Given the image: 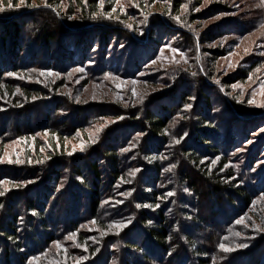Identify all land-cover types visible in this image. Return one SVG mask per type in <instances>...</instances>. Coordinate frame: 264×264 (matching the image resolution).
Segmentation results:
<instances>
[{"label":"rangeland","instance_id":"1","mask_svg":"<svg viewBox=\"0 0 264 264\" xmlns=\"http://www.w3.org/2000/svg\"><path fill=\"white\" fill-rule=\"evenodd\" d=\"M187 2L189 3V0H182L183 14L188 13L185 22L191 17L192 27L179 23L169 24L166 21L167 16H162L160 6L170 5L171 0H155V2L154 0H100V9L102 6H111L112 13L106 15L108 18L111 16L117 18L125 28H129L128 34L114 33L106 42L95 35L98 32L95 31L97 28L82 31L79 29L81 25L89 22L82 20L78 6H73L70 0H61L60 4L54 5H48L47 0H34L31 6H24V2L23 5L19 3L14 9L0 4L3 8V11H0V18L14 16L17 23L13 24H19L20 27L24 21L27 23L32 22L33 19L41 21V17L36 12L41 8H51L59 12V21L51 25L55 29L63 28V22L76 25L75 30L61 33L57 37L58 42L56 39L55 41L39 40L38 36H32L30 32L28 35L26 31L21 32L18 40L20 49L17 47L16 50L17 53L22 52L17 62L21 67V61L25 59L24 65L27 66V70L18 73L8 72L5 78L15 80L19 84L42 88L47 95L31 100L26 109L19 106H14L15 109L12 106L10 109H0V125L4 116L10 113L7 125L10 127L3 130L0 126V136L10 138L2 140L0 137V193H3L0 195V202H4L0 207V223L3 220V212H6L10 204L9 200L12 198L13 205L21 209V215H28L26 212L29 210L23 206L22 199H19L18 195L32 192L42 186L40 182L44 180V185L49 188L43 186L42 190L52 196L48 203L44 202L46 205L44 215L52 227L60 225L59 230L62 235L52 242L48 251L45 250L43 258L47 253H51L61 262H65L68 253L73 256L72 264H120L125 258L123 249L125 242L130 239L139 241L136 237L140 227H137L135 213L141 210V206L133 204V208L129 211L126 207L120 211L118 209L127 204L124 198L126 195L122 193L132 195L137 192L132 182H126L124 186L122 181L112 183L109 182L107 175L103 174L100 178L104 182V187H112L108 196L113 197L115 189L122 187L121 191L116 192L120 197L117 203L113 202L112 197H103L92 217L86 207L85 188L75 184L82 182L79 176L66 171L68 175L64 177L70 178L72 187L69 191L68 189L61 191L63 187L60 184L52 185L47 182L49 177L47 172L38 175L35 179H30L26 174L23 185L18 179L19 173L14 172L17 169H25L27 165L25 161L31 162L30 152L34 153L32 146L35 139L43 142L39 154L45 156L47 160L52 157L58 159L61 155L71 156L73 161L76 155L94 159L95 151L103 145V141L110 138L108 144L117 149L122 164L131 166V177L142 173L148 177L150 175L151 186L160 192L167 191L165 198L158 199V206L163 210L165 218L171 219L174 232L179 233L182 238L185 234L189 236L195 234L196 238L204 234L205 240L216 231L218 236H221L220 242H232V240L236 242L233 245L224 243L213 246V251H209L212 264L264 263V0H201L198 4H194L193 0H190L189 4ZM193 8L195 9L192 11ZM121 16L127 18L124 20ZM148 16L149 19L145 21ZM157 16L165 20L155 19ZM257 17H261V21ZM246 19L256 21L248 25L243 23ZM233 20H238L237 24L246 28L242 34H238V29L237 31L235 29L237 35L228 34L220 38L214 36L213 39L210 38L211 41L202 44L200 37L204 31L211 32L213 26L223 21L227 25H234ZM11 24L8 22L6 25L10 29V34ZM108 26L110 32L114 23L109 22ZM185 35L191 37L192 44ZM71 37L75 38V43H68ZM10 39L9 35L6 43L8 46ZM172 49L177 51L174 52ZM31 50L35 53L33 58L28 57ZM4 51L0 36V54ZM8 51L5 53L7 61ZM57 55L64 58L62 57L60 61L56 58ZM7 70L12 68L9 67ZM245 71L249 74L244 83L237 81L228 86L224 84L236 81V78ZM200 82H203L202 85ZM198 88L201 91L205 90L210 99L209 106L199 102ZM183 89L189 93V99L184 104L185 112L178 110L180 113L175 116L176 121L168 124L169 139L162 143L159 151H152L163 172L161 171V175L151 180L154 175L149 167L144 166L146 162L148 163L147 158L145 159L135 149L145 137L141 121L130 118L129 112L122 111V107H126V110L136 108L142 111L148 105L151 106L157 96H165L157 100L158 102ZM60 101H67L72 107L57 108L56 105ZM180 101L179 99V103ZM2 105L7 106L4 103ZM169 105H172L171 101H168L166 106ZM189 105L190 107H186ZM196 109L204 111V116L212 122V127L205 129L208 131L211 144L217 145L219 151L229 154L228 165L234 167L240 174H243L247 166L243 180L252 185L253 199L249 209L240 207L236 210L240 214L237 219L234 217L235 210L228 206L227 200L213 206L208 218V214L200 217L203 204L198 197L194 199V204H187L188 198L192 197L188 186L183 185L184 189H178V194L184 196V199L176 200L175 195L168 194L170 189L168 182L174 177V164H176L170 154L180 147L181 142L186 147L194 146L190 135L191 128L184 126V123L186 126L187 123L183 120V115L191 116ZM21 111H24V115L19 116L17 112ZM155 111L153 108V112ZM191 118L195 119L194 115ZM16 119L18 123L14 122ZM65 121L67 125L64 126L61 123ZM120 125L123 131L118 133L117 141L114 140V131L111 130ZM15 126L23 132H27L30 128L36 136L18 139L13 136ZM56 129L61 131V138L52 132ZM181 131L183 138L179 139L178 134ZM177 140L179 143H176ZM62 141L65 145L63 144V150L60 151ZM205 145L202 147H206ZM49 151L53 152L54 156H51ZM200 154L204 156L206 153ZM250 159L253 161L249 165ZM204 160L211 161L215 166L214 155L203 159V162ZM100 163L104 165L102 161ZM89 176L90 174L86 172L85 178H91ZM128 179L129 177L124 178L123 181ZM148 190L150 192L146 187L145 191ZM65 194L67 195L64 197ZM217 201L218 198H213L208 206L216 204ZM241 206H244L243 203ZM148 208L145 209L153 214L152 216L156 215L154 208ZM228 215L233 216L227 221L232 222L230 228L226 227L225 219ZM31 216L37 217L38 212L34 211ZM69 216L74 218L75 223L79 218L76 232L70 229L72 222L68 221ZM98 217V220L109 226L100 228L96 222ZM193 217L203 218L204 221L201 225H197L196 222L194 223L196 218ZM19 222H23L22 219ZM99 230L102 233H99ZM255 232H259V235ZM84 233L89 234L87 238L91 246L96 248L97 255L91 254L84 245L76 242V235ZM69 237L73 238L69 239ZM257 237L260 238L255 239ZM102 240H106V243H101ZM143 240L139 243L144 242ZM25 242H29L28 237ZM106 245H109L108 253L105 252ZM241 245L246 246L241 247ZM225 248L229 250L225 251ZM149 251L153 252V247L149 246ZM37 252L35 256L39 258ZM171 252L168 258H164L162 264H197L194 261L196 255L192 250L177 253L171 249ZM140 255V253L135 254V258L133 255H128V261L135 264L136 259H141ZM237 255L239 257L235 263L234 259Z\"/></svg>","mask_w":264,"mask_h":264},{"label":"trees","instance_id":"2","mask_svg":"<svg viewBox=\"0 0 264 264\" xmlns=\"http://www.w3.org/2000/svg\"><path fill=\"white\" fill-rule=\"evenodd\" d=\"M33 1L34 0H25L24 6H31L33 4ZM60 1L61 0H47V3L48 5H54L56 3L60 4ZM86 1L87 2L84 3L83 0H70L73 6H78L77 9H79L81 13L80 17L82 18V20L84 19V21L89 22L85 25H81V27L79 28L81 31L94 30L95 28H97V30L95 31L98 32H96L95 35L97 37L100 36L101 38H103L104 42H106L108 37L114 35V33H119L122 35L129 33V28H125L122 25L121 21H118L117 18H114L112 16L108 18V16H106L109 13H112L111 6H102V9H100V0ZM193 1L195 2L194 4H198L201 0ZM9 2H11L12 4L11 8L14 9L18 7L20 0H0V4L3 6H8ZM160 7H162L160 13L164 17L167 16L166 21L169 24L179 23L187 27H192V24L190 22L191 17L189 18L188 22H185L187 21L188 13L184 12L183 14L182 0H171L170 5ZM194 9L195 8H193L192 11ZM36 12L38 16L41 17V21L35 19H33L32 22L28 23L24 21V23L21 22L22 27H20L19 24H13L17 23L15 22L16 20L14 16L0 18V36L3 43V48L5 49V51L0 54V109H10L11 106H19L25 108L28 107L31 100L38 97H46L47 95L45 90L42 88L19 84L15 80H8L5 78L8 72L18 73L20 71L27 70V66L24 65L25 59L23 60V62L21 61V67L18 65L17 62L19 59V54L22 52L21 51L17 53L16 50L17 47L20 49V44H18V40L20 38L21 32L26 31L27 35L30 32L29 34H31L32 36H38L39 40L45 39L46 41H55L56 39V42H58L59 38L57 39V37H59L61 33L73 31L76 28V25L74 23L66 22H63V28H53L51 25L59 21V12L51 10V8H41L36 10ZM213 13L216 12L214 11ZM149 17L150 16H148L145 21H147ZM126 18L127 17L121 16V19L125 20ZM257 18L261 21V17ZM155 19H158L160 21L165 20V18L159 16H157ZM193 21H195V19H193ZM233 21L234 25H227L226 22L223 21L220 24L213 26L210 29L211 32H209V30H206L207 33L204 31V34L202 33L200 37L202 44L208 43L209 41H211L210 38L213 39L214 36L216 38H220L228 34L237 35V32H234L235 29L236 31L238 29V34H242L246 28L240 27L236 22L238 20ZM255 21L256 20L246 19V21H243V23H247L248 25H250L251 22L253 24L255 23ZM8 22L12 23L11 34L9 31L10 29L6 27ZM60 22L62 21L60 20ZM109 22L114 23V26L110 32L108 31ZM29 29H31V31H28ZM212 32H215V34H213ZM9 35L11 39L8 46L6 43L7 39L9 38ZM185 36L188 37V42L192 44L191 37H189L188 35ZM70 42L75 43V38H69L68 43ZM6 51L9 52L8 61L7 56H5ZM62 51H64V49ZM28 54V57L33 58L35 53L31 50ZM46 55L48 57V54ZM62 57L64 58V56ZM62 57L58 55L56 56V58H59L60 61L62 60ZM9 67H11L12 70H7V68ZM248 74L249 73L245 71L244 73L240 74L238 78H236V81L225 82L224 84L228 86L237 81L244 83L247 79ZM202 83L203 82H200L201 85ZM177 84L180 85V83ZM17 89H19V91H17ZM197 93L200 96L199 102L201 104H205V106H209L210 99L207 96L205 90L202 89L201 91L198 88ZM159 96H157L156 101L153 100L151 106L148 105L147 108L142 111L139 109L136 110V108L126 110V107H122V111L129 112L130 118H132L133 120L140 119L141 121L140 124L144 129L143 133L145 137L135 149L139 154H142L145 159L147 158L148 163L146 162V165L144 164V166L149 167V169L152 171L154 176L151 178V180L154 177L161 175L162 171L160 169L161 167L157 158L153 155V152L154 150L159 151V149L162 148V143L169 139L167 136V129H169L168 124H171L173 121H176L174 119L175 116L180 113L178 111L179 109H181L182 112H185L184 104L185 101H188L189 99V93L185 92L183 89L181 90V92H174L172 93L171 97H166L165 99L157 102V100L165 97ZM179 99L181 100L180 103ZM168 101H171L172 105L166 106L168 104ZM1 103H4L7 106H3ZM59 103L58 105H56L57 108L72 107V104L67 101H60ZM175 103L176 105H174ZM186 104H188V102H186ZM15 108L16 107H14V109ZM153 108H155V112H153ZM24 111L17 112V114L20 116L24 113ZM193 113L194 114H191V116L188 114L183 115V120H186L188 127L185 123L184 126L189 129L191 128L192 134L190 135L192 136L194 146L189 145L186 147L185 144H182L181 142L180 147L176 148L174 151L171 152L170 156L174 158L176 164H174V177H172V179L168 182L170 185V189H168V194L172 193V195H175L176 200L184 199V196L178 194V189H184L182 187L183 185L188 186L192 197L188 198L189 200L187 201V204H194V199H197L198 197V199L203 204L200 212V217L203 214L204 216L208 214V218L209 212L213 210L215 206L224 203V201L227 200L229 201L228 206L235 210L236 216L234 217L235 219H237L240 214H238L239 212H237L236 210H238L240 207H244L245 210L249 209L253 199L251 191L252 185L248 184V182H244L243 180V174H246L247 166L244 169L243 174L237 173L234 167H231V165L229 166V154L219 151L217 145L211 144L210 136L208 135V131L206 129L207 127H212V122L204 116V111H198V109H196L193 111ZM9 114L10 113L5 115V118L1 120L0 126H2L3 130H7V128L10 127L7 126ZM164 114L169 115L167 116ZM192 115H194L195 119L191 118ZM76 119L77 118L75 116V120ZM17 120L18 119H16L14 122L18 123ZM57 123L60 125V122H58V120ZM61 124L65 126L67 125V122L65 121ZM122 129L123 127L120 125L114 130H111L114 131V140H119L118 133L123 131ZM52 132L57 134L60 138L62 137L61 131L59 129H56ZM178 135L179 139L183 138L182 131L179 132ZM13 136L17 137L18 139H22L26 137L32 138L36 135L30 128L27 129V132H23L18 128V126H15ZM4 139L6 140L10 138H2V140ZM109 139L110 138L103 141V145H101L99 149L95 151L94 159L93 157L88 158L87 156L81 157L79 155H76L73 161L71 160V156L61 155H59L58 159H54L52 157L53 159L51 158L47 160L45 156L39 154L41 152L40 150L42 149L43 142L41 143V140L35 139L34 144L32 146L34 153L30 152L31 162L28 163L27 161H25L27 164L25 166L26 168L17 169L14 172L19 173L18 179L22 182V185L24 184L23 181L25 179L24 177L26 176V174L27 177H30V179H35L38 175L47 172L49 174L47 182L52 185L60 184L63 187L61 191L67 189L69 191L72 187V182L70 178H65L64 175L67 177L68 172H71L73 175L79 176V179H82V182L75 184H77L78 186H83L85 188L84 196L87 200L86 207H88L89 212L91 213L90 215L92 217H94L95 211L99 207L101 199L105 196H108L112 188L111 186L104 187V182L101 181L100 178L103 176V174L107 175V177L109 178V182L112 183L122 181L124 186V184H127L126 182H132V184L135 185L134 189L137 192L132 193V195L122 193L126 195L124 196V198L126 199L125 203L127 204L125 206H120L118 209L120 211V209H124L126 207L128 208L127 211H129L130 208H133V204H139L141 206V210L139 209V211L135 213L137 215V227H140L139 234L136 238L137 241H141L142 239H144V242L139 243V241L136 242L132 239L126 241L123 247L125 258L122 262H120V264H128V255H133L135 258V254L138 253L141 254V259H136L135 264H162L164 258H168V255L172 253L171 249L177 251V253H186L188 250H192L194 255H196L194 261L197 264H212L209 251H213V246L224 243L226 245H233L236 243L234 240H232V242H220L221 236H218V233H216V231L213 232L211 236H208L205 240L204 234L201 235L202 237L199 238H196L197 236H195V234L190 236L185 234L182 238L179 233L174 232L171 219L165 218L163 210L158 206V199L165 198L167 191L160 192L159 190L151 186V182H149L151 177L150 175L148 177V175L142 173L139 174V176L131 177V166H127L124 163L122 164V161L120 160V154L117 152V149L108 144ZM63 144V141L60 142V151L63 150ZM204 144H206V147H202L204 146ZM50 153L52 154L51 156H54L53 152ZM65 153L63 155H65ZM200 153L206 154L202 156ZM211 155L212 157L214 155V157L216 158V160L214 161L215 166H213V164H211L212 162L209 160H204L203 162V159L209 158L211 157ZM100 161L104 163L103 166L101 165V163L99 164ZM252 161L253 159H250L248 161V164L250 165ZM86 172L90 174L91 178H89L90 176L88 177L89 179L85 178ZM127 177H129L130 180L128 179V181H123V179H127ZM40 183H42V186L35 188V190H33L32 192L27 194H23L20 192L21 194L18 195V198L22 199L21 202L23 206L29 210L28 212H26L28 215H21V209L18 208L15 204L13 205V198L9 200L10 204L9 207L6 209V212H3V220L0 223V264L73 263V256L68 253L65 262H61L58 257H56L55 255H51V253H47L45 258H43L42 256L45 250L48 251L51 248L52 242L56 241L57 238L60 237L62 234L59 230L61 229L60 225H58L57 227H52L44 215V210L46 207V205H44V202L47 201L46 203H48L49 199L52 198V196L42 190L43 186H45L47 189L49 188L47 185H44V180ZM146 187L150 189V192L149 190L145 191ZM121 188L122 187H118L115 189L113 197L108 196L112 197L114 203H117V199L120 197L119 195H116V192L121 191ZM66 195L67 194H65L64 197ZM74 197H76V195ZM215 197L218 198L217 203L212 206H208L209 201H211ZM241 203H243L244 206H241ZM3 205L4 202H0V207ZM146 207L154 208L156 215L152 216L153 214H151L147 209H145ZM181 210H184V208H181ZM34 211L38 212L37 217L31 216ZM230 216L233 218L232 215L226 216V222L228 221ZM25 218H27V220H24ZM208 218H206V220ZM20 219H22L23 222H19ZM98 219L99 217L96 220L98 226H100V228H106V225L108 224H105V222ZM68 221L70 223L72 222L70 229L76 232L78 229L79 218L75 223L74 218L69 216ZM202 221H204L203 218H196L194 223L196 222L197 225H201ZM208 223L210 222L208 221ZM227 223L226 227L230 228L232 222ZM195 227L197 228L196 225ZM58 230L59 232H57ZM98 232L102 233L100 230ZM255 234L259 235V232H255ZM88 236V233L77 234L75 237L76 242H78V244L80 245H84L87 250L91 252V254L95 253L97 255V250L95 247L91 246V242L90 240H88ZM27 237L29 239V244L25 242V239ZM258 238L260 237H257L255 239ZM204 241L206 244L204 243ZM101 243L105 244L106 240H102ZM61 244L62 243H60V245ZM149 246L153 247V252L149 251ZM108 251L109 245H106L105 252L108 253ZM36 252L38 253L39 258L35 256ZM237 257H239V255L235 257V263ZM129 264L131 263L129 262Z\"/></svg>","mask_w":264,"mask_h":264},{"label":"snow or ice","instance_id":"3","mask_svg":"<svg viewBox=\"0 0 264 264\" xmlns=\"http://www.w3.org/2000/svg\"><path fill=\"white\" fill-rule=\"evenodd\" d=\"M24 2H25V0H20V5H23L24 4ZM8 7H12V4H11V2H9V4H8ZM0 11H3V8L2 7H0ZM172 51H177L176 49H172ZM77 71H83V69H77ZM42 75H43V73H42ZM186 107H190V105L189 106H186ZM176 143H179V141L177 140L176 141ZM0 195H3V193H0ZM169 195H172V193H169ZM138 207H139V205H138ZM93 223H95V221H93ZM238 223H240V221H238ZM119 226V225H118ZM74 235L75 234H73V237H74ZM73 237H69V239H72ZM244 246H246V245H241V247H244ZM221 247L223 248V245H221ZM225 251H228L229 249H224Z\"/></svg>","mask_w":264,"mask_h":264}]
</instances>
